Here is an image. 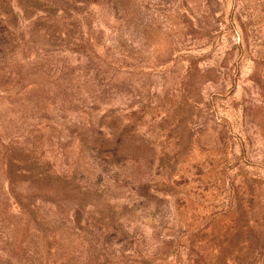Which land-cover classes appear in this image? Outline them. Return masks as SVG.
Here are the masks:
<instances>
[{"label":"rangeland","instance_id":"rangeland-1","mask_svg":"<svg viewBox=\"0 0 264 264\" xmlns=\"http://www.w3.org/2000/svg\"><path fill=\"white\" fill-rule=\"evenodd\" d=\"M0 264H264V0H0Z\"/></svg>","mask_w":264,"mask_h":264}]
</instances>
